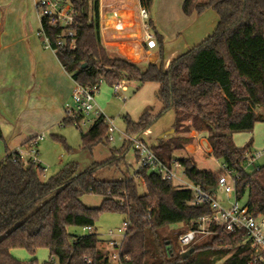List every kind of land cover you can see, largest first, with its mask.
Wrapping results in <instances>:
<instances>
[{
	"label": "trees",
	"instance_id": "trees-1",
	"mask_svg": "<svg viewBox=\"0 0 264 264\" xmlns=\"http://www.w3.org/2000/svg\"><path fill=\"white\" fill-rule=\"evenodd\" d=\"M153 1L140 0V4L151 13ZM70 2L77 12L75 47L56 46L59 30L46 31L57 48L60 63L75 83L101 86L106 82L113 86L122 79L141 85L158 83L160 110L155 114L146 112L138 121L126 117V133L142 135L168 111H173L175 133L196 131L204 135L209 153L240 175L236 185L238 199L244 201L250 213L264 217V165L248 172L245 157L253 149V138L239 147L233 137L234 133H251L257 123L264 122V0H184L182 10L186 16H200L213 10L219 23L211 36L175 58L167 69L164 36L154 27L151 16L149 23L157 40L158 60L142 69L140 62L113 54L103 43L100 0ZM64 123L72 122L65 118ZM190 140L159 139L151 148L170 168L178 161L192 185L216 194L222 169L200 170L193 157L176 155ZM110 143L103 118H97L82 133L83 149ZM130 147L134 149L132 142L125 140L120 148H111L108 160L94 163L80 174L75 165H68L47 179L42 168L13 162L11 154L0 161V264H38L36 254L40 249L49 251L50 259L43 264H113L109 251L100 247L96 230L82 234L69 231L70 227L95 228L103 212L123 214L130 224L121 243L120 264H217L222 259V264H251L259 252L239 232L219 231L201 245L196 242L191 247L194 252L182 258L176 245L179 236L195 229L200 217L212 213L209 204H192L191 188L163 180L149 168L125 173L118 179L97 177L98 170L119 167L125 162ZM135 153L139 160L136 150ZM138 179L144 181V194L140 193ZM86 194L101 195L103 200L98 207H87L81 200ZM173 224H183L186 230L179 233L175 243L174 239H165L160 259L149 262L148 234L157 235L160 229ZM17 248L27 250L31 258L15 257L12 250Z\"/></svg>",
	"mask_w": 264,
	"mask_h": 264
},
{
	"label": "crops",
	"instance_id": "crops-1",
	"mask_svg": "<svg viewBox=\"0 0 264 264\" xmlns=\"http://www.w3.org/2000/svg\"><path fill=\"white\" fill-rule=\"evenodd\" d=\"M37 2L38 0H0V161L8 151L24 146L38 134L45 135L42 142L46 141L48 133L54 138L61 137L59 134L65 131L66 126V105L72 103L71 96L76 83L60 63L56 52L46 48L38 36L41 23L36 9ZM140 5V0H100L102 41L109 49L128 58L140 56L137 59L140 63L145 62L149 56H152L149 62H156L154 50L146 49L141 42L138 21ZM183 15L186 21L178 27L174 24L171 27L168 24L173 18L170 9L165 13V17L169 18L165 23L158 14L154 20L152 12L150 13L154 27L164 36L166 69L175 58L211 36L219 23V16L213 10L200 16ZM166 30L172 34L169 39H166ZM174 37L179 39V45L177 42L170 43ZM129 84L131 83L126 85L125 91ZM174 120V112L168 111L141 137L145 140L148 137L161 139V134L173 132ZM257 126L258 123L245 140L253 138V147L264 148V132ZM193 133L203 137L208 144L204 135L196 131H192ZM239 134L241 133L233 134L234 141ZM42 142L38 145L39 154ZM134 154L138 166L135 150ZM111 156L112 154L110 158ZM136 171L135 169L134 173ZM140 181L144 185V181Z\"/></svg>",
	"mask_w": 264,
	"mask_h": 264
},
{
	"label": "rangeland",
	"instance_id": "rangeland-1",
	"mask_svg": "<svg viewBox=\"0 0 264 264\" xmlns=\"http://www.w3.org/2000/svg\"><path fill=\"white\" fill-rule=\"evenodd\" d=\"M200 1L205 2L206 0ZM182 5L183 0H154L151 7V12L153 14L154 20L155 16L158 14L160 20L164 21L165 23L169 20L168 17H165V13L170 9L171 12H173V18L170 19L171 21L168 22V24H171V27L173 26V24L178 27L186 21V18L183 15ZM167 31L168 30H166L165 32L167 35L166 39H169L168 37L172 34ZM175 37L172 39L170 38V43L177 42V45H179V39H175ZM154 52L156 53L157 58L158 55L156 49H154ZM112 53L117 54L118 52L112 50ZM132 58L128 59L138 62L139 60L137 59H139L140 56H134ZM149 58H152V56H149L145 60V62L140 63V67L142 69H145L147 67ZM130 83L131 84L128 85L126 91L122 92L124 98L123 100L117 99L114 96L113 86H110L106 82H103L101 84L100 90L96 95V101L101 107L105 117L113 119L115 126L119 130L115 133L116 139L114 142H111L108 145L99 144L92 149H83L81 147L82 133H86L95 123L97 119V116H95V114H92L90 117L85 119V121L82 122L80 128L75 126L73 123L67 124L64 127L65 131L62 132V134H59L65 141L54 138L50 133H48L46 141H41L42 143L40 145L39 154V158L42 161L43 165L47 167V172L44 173L45 179L60 173L68 165H75L77 167V174H80L89 169L94 163H101L108 160L111 155V148H120L126 140L124 136V134L127 132L126 117H129L133 121H138L140 117L146 112H151L152 110L155 111L157 109V111H159V107L161 106V104L157 96L159 90L158 83L149 82L145 83L144 85H141L134 81ZM157 111L151 113H157ZM258 112L262 113L261 110ZM155 124L156 123H154V125ZM258 127L264 132V122L258 123L257 128ZM240 133L241 134L235 137V142L237 146L243 147L251 138L246 141L245 139H247V134L249 132ZM163 135L164 134H161L160 136L162 137ZM165 135L161 138L165 141H172L173 139L178 137L191 138L190 142L184 146V149L177 151L176 155H178L179 157H193L194 160L197 161L196 164L198 169L217 172L222 168L221 161L216 159L212 156L211 153H209V146L203 137H200L194 133L192 134V132L189 134H176L174 129L172 133ZM158 141L159 139L156 137H148L147 139V142L150 146L157 145ZM253 149L263 152L262 157L256 161V165H264V148L255 146L253 147ZM126 154L127 155L125 158V162L120 164L119 167L106 166L97 171V177L100 179H118L122 178L123 174L125 173L129 172L130 174H133L135 169L138 170L134 149L130 147ZM254 169V166H249L246 168L248 172H251ZM176 174L177 179L173 181L174 184H179L181 182H185L188 185L191 184L190 181L184 176L183 169H176ZM140 180L141 179L138 180L140 184V193L144 194L146 192L145 186ZM219 198L225 199L226 194L219 192ZM81 200L87 207H98L103 200V196L98 194H86L82 196ZM125 220V216L120 213L103 212L99 215L98 219L96 220L94 231L96 230L97 234L99 235V238L101 240V248L110 250L111 247L108 244V241L111 239H120L117 235H110V232L113 231L116 234L117 230L123 226ZM185 230L186 228L183 224H173L160 229L157 232V235L149 233L147 237L149 249L148 261H158L160 259L161 251L163 252L164 250L165 239H174L175 243V239L179 236V233ZM69 231L74 234H82L86 232L85 230L77 227H70ZM208 239L209 237L199 239L197 241V245H201L207 242ZM159 245L161 246L162 250L159 248ZM176 245L180 249L178 241L176 242ZM187 249H190V247H188ZM12 253L19 259L31 258L30 254L25 249L17 248L12 250ZM36 257L38 260V264H43L50 259L49 251L47 249H40L38 250ZM224 260L225 259H222L217 264H222ZM111 262L113 264H119L115 260H111Z\"/></svg>",
	"mask_w": 264,
	"mask_h": 264
},
{
	"label": "built area",
	"instance_id": "built-area-1",
	"mask_svg": "<svg viewBox=\"0 0 264 264\" xmlns=\"http://www.w3.org/2000/svg\"><path fill=\"white\" fill-rule=\"evenodd\" d=\"M37 14L41 23L38 36L46 48L57 52L53 45L51 36L46 31L47 28L59 30L56 36V46L70 44L71 48L75 47V28L77 26V12L72 6L70 0H38L36 4ZM150 13L141 6L138 10V21L141 30V42L148 50H154L157 47L156 36L151 30L149 23ZM128 80L122 79L113 85V93L117 99L123 100L122 92L125 91ZM100 90L99 85L84 86L76 83L72 92V103L66 105L67 117L75 126L81 127L85 119L95 114L97 118H103L108 128V139L114 142L115 133L118 128L114 120L105 117L102 109L98 106L96 95ZM125 139L132 142L134 149L137 151L138 169L149 168L151 171L158 173L163 180L174 181L177 179L176 169L182 168L178 161L173 162V167H169L152 150L147 140L141 135L132 136L124 134ZM45 139L44 134H38L31 138L27 144L18 147L16 150L6 154H11L13 162H24L40 167L43 173L47 172V167L43 165L39 158L38 145ZM263 155L262 151L251 150L245 157V168L254 166L257 169L256 161ZM223 173L218 180L216 194H210L200 186L188 185L181 182L183 186L193 190L192 204L201 207L205 204L211 206L212 213L208 216H202L197 221V227L185 231L179 236V245L181 253L192 247L199 239L213 237L222 231L227 234L244 233L247 240L258 252V256L251 264H264V217L255 216L250 213L249 208L238 199L236 194V185L240 180V175L229 170L222 165ZM219 192L225 193L226 198L220 199ZM129 221L125 220L123 226L112 236H119L120 239H111L108 241L111 249L109 251L110 260H115L120 264V248L122 240L129 228ZM85 231H93L94 228L86 227ZM113 250V251H112ZM91 263V262H89Z\"/></svg>",
	"mask_w": 264,
	"mask_h": 264
},
{
	"label": "water",
	"instance_id": "water-1",
	"mask_svg": "<svg viewBox=\"0 0 264 264\" xmlns=\"http://www.w3.org/2000/svg\"><path fill=\"white\" fill-rule=\"evenodd\" d=\"M193 252H194V249L193 248H190V249L186 250L185 252L182 253V258L183 259L188 258Z\"/></svg>",
	"mask_w": 264,
	"mask_h": 264
},
{
	"label": "bare ground",
	"instance_id": "bare-ground-1",
	"mask_svg": "<svg viewBox=\"0 0 264 264\" xmlns=\"http://www.w3.org/2000/svg\"><path fill=\"white\" fill-rule=\"evenodd\" d=\"M134 52V51H133ZM137 55V54H136Z\"/></svg>",
	"mask_w": 264,
	"mask_h": 264
}]
</instances>
